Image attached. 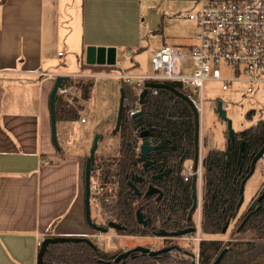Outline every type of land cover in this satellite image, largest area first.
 Instances as JSON below:
<instances>
[{"label":"crops","instance_id":"1","mask_svg":"<svg viewBox=\"0 0 264 264\" xmlns=\"http://www.w3.org/2000/svg\"><path fill=\"white\" fill-rule=\"evenodd\" d=\"M138 1L0 0V264H36L39 243L48 235L90 238L93 234L84 220L85 142L88 135L113 126L112 121L115 126L117 113L91 130L84 127L89 111L84 124L56 122L62 131L73 124L84 127L83 143L75 151L68 145L61 151L58 146L57 151L51 141L49 96L53 76L81 71L88 46L115 48L114 68L120 69V46L109 35L116 30L123 6ZM67 26L71 39L62 40ZM73 58L79 71L70 73L67 69ZM250 111L254 112L251 119L258 116V122L262 121L261 110ZM212 142L211 136L204 137L200 122L201 161L212 150H225L226 140L222 149L214 148ZM263 185L264 181L237 217L247 211ZM204 239L224 240L219 235H204ZM252 264H264V258Z\"/></svg>","mask_w":264,"mask_h":264},{"label":"trees","instance_id":"2","mask_svg":"<svg viewBox=\"0 0 264 264\" xmlns=\"http://www.w3.org/2000/svg\"><path fill=\"white\" fill-rule=\"evenodd\" d=\"M109 68L91 67L81 63L80 69ZM97 72V71H96ZM128 102L126 111L134 107L137 100L135 90L120 83ZM181 91L177 84H171ZM92 85L81 86L83 100L89 99V88ZM140 115L131 118L125 114V119L118 132L117 154L112 157L94 158L90 173L91 182L98 183L101 189L100 204L105 210L108 220L119 224L125 229L123 236H147L163 229L176 232L183 228L187 211L190 208V189L184 185L181 174L182 164L194 156V120L190 107L182 100L175 99L166 90H157L156 96L147 95L139 106ZM253 111L246 113L251 120ZM56 122L76 121L78 113L63 98L55 97ZM148 131L150 138L163 141L161 147L151 154L154 166L151 174L161 167H171V177L157 185L163 191L159 200L156 198L137 199L127 186L133 174L139 171L137 163V134ZM241 142L244 143L241 162L238 165V154ZM264 144V126L262 121L249 129L236 133L233 142L227 140L224 151L212 150L204 160V175L202 178V212L201 229L205 235L221 234L227 221L237 220L240 231L232 234L250 232L252 238L240 242L237 238L227 243L220 241H202L198 252L175 246L174 250L157 258L142 255H132L119 264H192L190 258L198 255L199 264H212L221 251L226 250L219 264H252L264 258V198L260 202L254 200L247 212L237 219L239 209V189L241 184L249 179L250 164L253 157ZM59 148L57 149V151ZM144 181L140 186H146ZM110 200V204L104 202ZM259 205V208H255ZM138 209L149 217L150 225L146 228L135 221ZM255 210V211H254ZM120 254V253H118ZM117 253H108L97 246L85 243H68L50 245L45 252L41 264H114ZM172 254L181 255L176 262Z\"/></svg>","mask_w":264,"mask_h":264},{"label":"rangeland","instance_id":"3","mask_svg":"<svg viewBox=\"0 0 264 264\" xmlns=\"http://www.w3.org/2000/svg\"><path fill=\"white\" fill-rule=\"evenodd\" d=\"M201 0H141L135 5L123 6L121 19H117V27L110 38L114 39L119 47V62L118 68H122L131 74H146L150 72V58L153 53L164 44L171 45H191L195 35V26L186 17L188 13L194 12L198 8V3ZM72 33L69 26L65 27L62 33V40L71 39ZM61 37V36H60ZM58 50L68 55V51L60 47ZM71 60V58H70ZM76 58L68 64L67 72L79 71ZM62 62V61H60ZM85 64V54L83 56ZM97 72L102 74L96 83H92V105L90 106L89 99L83 100L81 94V86L76 85L71 90V94L64 98L68 104L73 107L78 113V122L83 117L88 123L84 127L87 129H96L97 126L104 125L108 117L117 113L120 99V81L116 78L119 69L114 68L110 71L109 68H96ZM104 72L110 73V76H105ZM89 88V92L91 88ZM242 86H235L229 91H222L217 83H207L204 86V102L202 105V114L199 116L201 122V131L204 137L211 136L212 146L217 149L225 147L227 140L226 125L220 121L215 111V104L221 101L225 105L227 118L231 121L232 129L236 133L245 131L254 126L258 122V116L251 120H247L245 115L250 110L262 111L261 120L264 121V92H258L251 99H240L236 90L241 91ZM253 106V109L250 108ZM76 120V121H77ZM199 122V123H200ZM111 127L107 128L103 133V139L98 144V149L95 153V158L112 157L117 154L118 139L117 136H112L111 132L114 129V122H111ZM80 124H73L71 129H63L60 125L56 127V141L60 147L68 145L71 151H75L79 147L83 138L81 136L84 129ZM103 127V126H102ZM88 135L86 148L89 152L92 143V137ZM82 140V141H81ZM88 152L86 157L88 156ZM264 181V155L257 161L253 174L244 184L242 209L250 202L254 194L258 191L260 185ZM264 186V185H263ZM91 218L97 223L104 220L100 200L90 201ZM239 217H237L238 219ZM237 220L232 221L220 239L232 241L237 238L240 242H247L252 238L250 232L240 233L235 237L232 234L238 227ZM112 231H108V235H112ZM49 236V235H48ZM184 240V239H183ZM180 239H154L149 240L148 245L155 244L158 248L169 245H177L180 249L188 250L191 253L195 251V245L185 242ZM223 240V242H225ZM115 245L107 243L105 247H101L103 251L109 253H122L131 249L137 241L131 238L115 239ZM147 243V240L145 241ZM171 243V244H170ZM120 247H119V245ZM181 255L172 254L175 261L180 259Z\"/></svg>","mask_w":264,"mask_h":264},{"label":"built area","instance_id":"4","mask_svg":"<svg viewBox=\"0 0 264 264\" xmlns=\"http://www.w3.org/2000/svg\"><path fill=\"white\" fill-rule=\"evenodd\" d=\"M183 18L195 26L191 45H162L151 56L150 72L146 74H131L119 69L116 78L132 87L137 97L134 107L126 111L127 116L139 111V94L147 83L179 85L180 92L190 100L198 116L202 114L207 83L219 84L224 92L242 86L241 91L236 90L240 99H251L258 92H264V0H201L197 10ZM104 75L111 74L104 72ZM58 76L61 75L53 78ZM64 77L68 79L57 91V96L63 99L76 85H92L102 74L85 69ZM157 90L149 88L148 95L156 96ZM125 105H129L127 101ZM85 122L86 117L80 119L81 124ZM193 175L200 181V168L194 171L186 166L182 179L187 182ZM95 200L101 201V189L98 183L90 182V201ZM101 225H106L105 220ZM123 238L125 236L116 232L112 235L93 232L89 239L95 246L105 247ZM184 240L195 244L197 254L199 237L190 235Z\"/></svg>","mask_w":264,"mask_h":264},{"label":"water","instance_id":"5","mask_svg":"<svg viewBox=\"0 0 264 264\" xmlns=\"http://www.w3.org/2000/svg\"><path fill=\"white\" fill-rule=\"evenodd\" d=\"M85 64L87 66H100V67H114L116 64V50L113 47H94V46H88L85 49ZM68 78L64 76H58L55 78L53 89L49 96V111H50V131H51V141L55 149L57 150L59 147L57 145L56 141V118H55V97L57 96V91L61 87L62 83L67 81ZM158 89V90H166L170 92L175 98L184 101L191 109L193 120H194V156H193V166L196 170L198 162H199V116L196 112L194 106L190 102V100L179 90L174 88L171 85L163 84V83H147L145 88L142 90V92L139 94V106L143 104L144 99L148 95V89ZM126 100L124 96V91L121 88L120 89V99H119V106L117 110V115L115 119V126L114 129L111 132L112 136H115L118 134L120 127L125 119V113H126ZM215 111L217 114V117L220 121L224 122L226 125V133H227V139L231 142L235 139V132L232 129L231 121L227 118L226 110L222 105L221 101H218L215 105ZM138 115H140V109L136 113H134L131 118H135ZM262 125L264 126V121L262 122ZM103 139V135L101 133H96L92 139V144L89 149L88 156L85 159V166H84V177H83V184H84V220L86 225L89 229H91L93 232L96 233H107V230H114L117 233H122L125 231L123 227H121L119 224L114 222H108L106 227L98 226L96 223L93 222L91 218V209H90V173L92 170V165L95 158V153L98 149V144ZM138 139L140 140L139 145V160L143 161V168L146 170L150 165L151 162L147 160L148 155L157 150L161 143L157 145H153V143L156 142V139L151 141L149 139V132L148 131H142L138 133ZM244 143L241 142L239 147V154H238V165H240L241 162V154L243 150ZM264 155V144L260 148V150L256 153V155L253 157L251 164H250V171L249 176L253 174L255 165L257 161ZM155 177L154 179H156ZM134 181H141L140 178H134L132 177L130 181L127 183V186L134 191L135 194H138L133 182ZM196 182L197 177L196 175H193L192 177V198H193V206L191 209V212L196 208ZM244 182L241 184V187L239 189V201L237 204V209H239L243 203V190H244ZM152 194H160V191L154 187H150L149 191L147 192V196ZM264 198V186L260 192V194L256 197V202H260ZM259 208V205L255 208L257 210ZM254 210V211H255ZM190 212V213H191ZM136 220L137 223L143 226L147 225V220L145 221L143 219L142 214L140 211H137L136 213ZM245 223V220L239 225L237 231H240L243 224ZM227 226L223 228L222 233H225ZM191 233H194V229L184 230L180 232H173V233H167L165 231H160L155 234L156 238H170V239H177L179 237H182L184 235H189ZM68 243H85L89 246H94V244L86 237H51L46 236L40 243L37 256H36V264H41L43 256L45 252L47 251L48 246L50 245H57V244H68ZM175 247L170 246L166 247L164 249L151 252L146 248L143 247H136L129 249L125 252H122L118 254L114 260V264H119L120 262H124L128 257L132 256L135 253H141L144 255H148L149 257H157L160 254L169 253L172 250H174ZM226 250L224 249L219 253V255L215 258V260L212 262V264H219L225 254ZM192 264H195V262H192Z\"/></svg>","mask_w":264,"mask_h":264},{"label":"flooded vegetation","instance_id":"6","mask_svg":"<svg viewBox=\"0 0 264 264\" xmlns=\"http://www.w3.org/2000/svg\"><path fill=\"white\" fill-rule=\"evenodd\" d=\"M137 136H138V134H137ZM149 139L151 140V141H153L155 138H150V136H149ZM228 140V139H227ZM227 140H226V145H227ZM159 143H161V145L163 144V141H158L157 139H156V142L155 143H153V145H157V144H159ZM139 145H140V140L138 139V147H137V153H138V155H139ZM161 145H160V147H161ZM159 147V148H160ZM158 148V149H159ZM157 149V150H158ZM157 150H155V151H157ZM155 151H153V152H151L149 155H148V157H147V160L148 161H150L151 162V165L145 170L144 168H143V161H141V160H139V157H138V155H137V163H138V165H139V171L136 173V174H133L132 175V177H134V178H140L141 179V181H134L133 182V184H134V186H135V188H136V190H137V192H138V194H135L134 193V191L133 190H131L130 188V190H131V192H132V194H133V196L134 197H136L137 199H142V198H145V199H148V198H156V200H159L161 197H162V194H163V191L161 190V188H159V186L157 185L158 183H163V182H165L166 180H168L169 179V177H171V174H172V170H171V167H161V169L160 170H158L156 173H154V174H151V172H150V168H152L153 166H154V162H153V160H151L150 159V156H151V154L152 153H154ZM89 153V152H88ZM86 159V158H85ZM192 160H193V158L192 159H190V160H185L184 162H183V164H182V171H181V176H182V172H183V170H184V168L186 167V166H191L192 167V169L194 170V171H197L199 168H200V172H201V178H200V181H198V179H197V182H196V199H197V202H196V208L191 212V209H192V206H193V198H192V189H191V186H192V178L190 179V180H188L187 182H184L183 181V183H184V185H188L189 186V189H190V200H191V205H190V208H189V210L187 211V214H186V218H185V220H184V226H183V228H181V229H179V230H177L176 232H180V231H184V230H189V229H194V233H191V234H189V235H184V236H182V237H179V238H177V239H180L181 238V240H183L185 237H187V236H190V235H193V236H195V235H197L198 237H199V239H200V241H199V244H200V242H202V241H205V239H204V233L202 232V229H201V221H202V219H201V212H202V203H203V200H202V178H203V175H204V172H205V169H204V165H203V163H204V160L203 161H201L200 159H199V162H198V165H197V168H196V170L194 169V166H193V162H192ZM172 171V172H171ZM131 177V178H132ZM155 177H157L156 179H154ZM197 177V176H196ZM144 181H147V183H146V186L145 187H143V188H141V184L144 182ZM150 187H154V188H156V189H158L159 191H160V194H152V195H149V196H147L146 194H147V192L149 191V189H150ZM260 194V193H259ZM109 200V199H108ZM107 204H110V200L107 202ZM101 208H102V206H101ZM249 208V207H248ZM240 209V208H239ZM248 210V209H247ZM137 211H140V213L142 214V216H143V219L146 221H148L147 222V225L146 226H143V225H140V224H138L137 223V220H136V213H137ZM136 211V213H135V221H136V223L139 225V226H141V227H143V228H146V227H148L149 225H150V218L149 217H147L142 211H141V209H138ZM191 212V213H190ZM247 212V211H246ZM245 212V213H246ZM102 213H103V216H104V220H105V223H106V225L105 226H103V225H101V223H97L96 221H94L93 220V222L94 223H96L98 226H101V227H106L107 226V224H108V222H110L109 220H108V217H107V214H106V212H105V210L102 208ZM244 213V214H245ZM243 214V215H244ZM242 215V216H243ZM241 216V217H242ZM240 217V218H241ZM232 221H235V220H232ZM232 221H227L226 222V224H225V226H224V228L227 226V228H226V230H225V233H226V231H227V229H228V227H229V225H230V223L232 222ZM223 230V229H222ZM108 231H112V232H115L114 230H110V229H108L107 230V232ZM160 231H165V230H163V229H159V230H157V231H155V232H153V234H151V235H147V236H140V235H137V236H133V237H129V236H125V238L127 237V238H131V239H134L135 241H137V243L132 247V248H136V247H143V248H146V249H148L149 251H151V252H155V251H158V250H161V249H164V248H166V247H170V246H173V247H175V246H177V245H172L171 243V245H169L168 244V246H166V247H161V248H158L155 244H152V245H148V241L149 240H154V239H162V238H156L155 237V234L157 233V232H160ZM165 232H167V231H165ZM117 233V232H116ZM167 233H173V232H167ZM225 233H222L221 232V234H217V235H219V236H222V235H224ZM120 234V233H119ZM122 235V234H121ZM213 236H216V235H213ZM89 239V238H88ZM164 239H170V238H164ZM90 240V239H89ZM147 240V243L145 242ZM91 241V240H90ZM183 241H185V242H188V243H191V244H194V243H192V242H189V241H186V240H183ZM213 241H220V242H222V243H227V242H229V240H224L225 242H223V240H213ZM199 244H198V246H199ZM195 245V244H194ZM99 249H102L101 247H98ZM131 248V249H132ZM129 250V249H128ZM127 251V250H126ZM125 252V251H124ZM164 254H166V253H164ZM133 255H142V256H147V257H149L148 255H144V254H141V253H135V254H133ZM160 255H162V254H160ZM159 255V256H160ZM159 256H157V257H159ZM157 257H149V258H157ZM191 259V261H193V262H195V264H199V259H198V255H195V257L193 258V260H192V258H190Z\"/></svg>","mask_w":264,"mask_h":264}]
</instances>
